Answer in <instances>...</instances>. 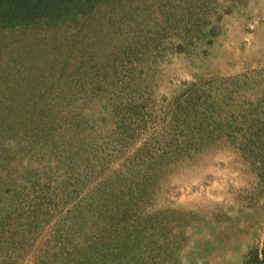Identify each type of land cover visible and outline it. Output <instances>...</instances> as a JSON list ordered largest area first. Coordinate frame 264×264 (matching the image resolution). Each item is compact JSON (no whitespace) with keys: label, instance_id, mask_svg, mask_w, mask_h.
<instances>
[{"label":"rangeland","instance_id":"rangeland-1","mask_svg":"<svg viewBox=\"0 0 264 264\" xmlns=\"http://www.w3.org/2000/svg\"><path fill=\"white\" fill-rule=\"evenodd\" d=\"M130 2L124 19L113 12L100 20L91 44L75 40L68 62L76 69L53 87L86 89L60 107L91 117L92 165L65 189L67 175H55L60 157L44 168V179L52 174L44 185L20 193L24 208L42 201L35 215L44 223L21 264L52 245V224L74 203L122 212L110 246L137 229L148 236L145 258L157 264H176L177 251L180 264H264V169L240 151L264 127V0ZM137 29L148 39L133 53L125 42ZM81 100L88 105L78 109Z\"/></svg>","mask_w":264,"mask_h":264},{"label":"trees","instance_id":"trees-1","mask_svg":"<svg viewBox=\"0 0 264 264\" xmlns=\"http://www.w3.org/2000/svg\"><path fill=\"white\" fill-rule=\"evenodd\" d=\"M130 1L0 0V264H21L44 224L35 215L42 209V201L38 200L33 209L24 208L18 200L20 193L43 184L52 175L47 173L44 179V168L47 170L60 157H64L65 164L55 175H67L65 189L72 180L77 183L80 166L92 165L87 154L92 149L91 117L81 121L82 110L60 107L68 95L86 89L53 87L61 84L62 75L76 69L75 63H70L72 58L69 62L68 59L70 55L75 57L78 50L70 47L79 39L91 44L96 31L103 30L106 14L108 21L113 12H119L121 20L128 16L123 14L124 10L135 6ZM168 15L170 8L162 12V20H168ZM147 39L146 33L137 29L127 38L125 47L131 52L134 49L133 53L141 52L146 49ZM96 94H100L98 90L92 96ZM122 101L126 103V96ZM87 105L81 100L76 107L82 109ZM65 116L75 119L61 123ZM101 121L99 126L103 127ZM240 151L252 168L257 162L256 168L264 169V127L259 126L253 138L241 141ZM47 154L56 157H43ZM62 187L60 192L67 193L59 198L69 203L72 193ZM124 219L122 212H111L109 207L92 211L74 203L52 224L55 241L33 255L31 264H157L145 258L146 247L142 244L149 242L148 236L143 237L137 229L125 230L126 237L118 238L115 246H110L119 237L115 228L121 230ZM172 253L174 262L180 264L178 251Z\"/></svg>","mask_w":264,"mask_h":264}]
</instances>
